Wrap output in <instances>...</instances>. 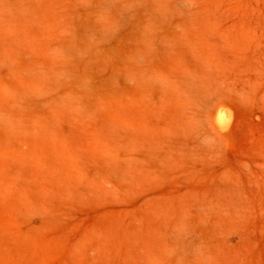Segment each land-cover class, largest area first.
Masks as SVG:
<instances>
[{
    "label": "rangeland",
    "instance_id": "374dc122",
    "mask_svg": "<svg viewBox=\"0 0 264 264\" xmlns=\"http://www.w3.org/2000/svg\"><path fill=\"white\" fill-rule=\"evenodd\" d=\"M0 52V264H264V0H0Z\"/></svg>",
    "mask_w": 264,
    "mask_h": 264
},
{
    "label": "bare ground",
    "instance_id": "6f19581e",
    "mask_svg": "<svg viewBox=\"0 0 264 264\" xmlns=\"http://www.w3.org/2000/svg\"><path fill=\"white\" fill-rule=\"evenodd\" d=\"M136 1H138V0H136ZM135 4H137L136 2H135ZM138 5V4H137ZM139 6V5H138ZM134 12V11H133ZM162 13V12H161ZM120 14V13H119ZM129 18V17H128ZM125 19V18H124ZM127 19V18H126ZM145 29V28H144ZM106 35V34H105ZM92 39V38H91ZM5 41V40H4ZM13 47V46H12ZM76 51V50H75ZM112 51H113V49H112ZM72 52H73V50H72ZM68 53V54H72L73 55V53ZM122 52V51H121ZM1 53V52H0ZM79 54V53H78ZM76 55V54H75ZM75 55H73V56H75ZM107 55V54H106ZM71 56V55H70ZM69 56V57H70ZM96 56V55H95ZM134 56V55H133ZM75 58V57H74ZM3 59V58H2ZM70 59V58H69ZM68 59V60H69ZM96 59V58H95ZM136 59V58H135ZM9 60V59H8ZM67 60V61H68ZM71 60V59H70ZM4 62L6 61V60H3ZM72 62L74 61V59H72L71 60ZM70 61V62H71ZM0 62H2V61H0ZM70 62H67V63H70ZM8 63V62H7ZM3 64V63H2ZM9 64V63H8ZM91 64H93V63H91ZM117 64V63H116ZM115 65V64H114ZM8 66V65H7ZM13 66V65H12ZM68 68V67H67ZM56 71V70H55ZM66 72H67V69L65 70ZM69 71V70H68ZM52 72H54V71H52ZM65 72V73H66ZM56 74H58V72H55ZM64 73V71L61 73V74H65ZM69 74H70V72H68ZM73 73H75V72H72L71 73V76H73ZM82 73V72H81ZM81 73L80 74H78L79 76L81 75ZM51 74V73H50ZM53 74V73H52ZM66 75L67 76H69L67 73H66ZM78 75H77V77H78ZM83 75V74H82ZM85 75V74H84ZM55 76V75H54ZM58 76V75H57ZM56 76V77H57ZM58 77H61V76H58ZM70 77V76H69ZM73 77H76V76H73ZM73 77H71V78H73ZM81 77V76H80ZM89 77V76H88ZM13 78V77H12ZM44 78H46V76L44 77ZM68 78V77H67ZM90 78V77H89ZM43 79V78H42ZM74 79V78H73ZM91 79L93 80L94 78H92L91 77ZM70 80V79H69ZM95 80V79H94ZM42 81V80H41ZM47 81H48V79H47ZM49 82V81H48ZM8 83V82H7ZM54 83H55V81H54ZM60 83H61V81H60ZM9 84V83H8ZM28 84V83H27ZM75 84V83H74ZM82 84H84L83 82H82ZM1 85V84H0ZM6 84H4V86H5ZM31 85V84H30ZM52 85V84H51ZM73 85V84H72ZM4 86H0V132H3L4 130L5 131H7V132H11V131H17V130H21L22 128H23V126L26 124V122H22V114H23V111H22V113L21 112H19V111H21V110H19V109H16L15 107H16V99L14 100V98H13V96L15 97V95H14V93H13V91L12 90H10L9 88H7V87H4ZM42 86V85H41ZM87 86H90L89 84H87L85 87H87ZM15 87V86H14ZM58 87V86H57ZM91 87H92V84H91ZM41 87H39V89H40ZM46 88V87H45ZM48 89V88H47ZM89 89H91V88H89ZM19 90H20V88H19ZM50 90V89H49ZM12 91V92H11ZM34 91H36V90H34ZM41 91V90H40ZM71 91V90H70ZM24 92V91H23ZM22 92V93H23ZM39 92V91H38ZM44 93H46V90L45 91H43ZM42 92V93H43ZM92 92V91H91ZM25 94V93H24ZM10 95L12 96V100H10V99H8L9 97H10ZM20 96V95H19ZM19 96H17V98H19ZM58 96V98L57 99H52V100H50L51 101V104H60L61 103V101H63V100H61L62 99V97L61 98H59V96H61V94L60 95H57ZM68 96V95H67ZM21 97V96H20ZM22 97H23V95H22ZM21 97V98H22ZM55 97V96H54ZM20 98V99H21ZM47 98V97H46ZM65 98V97H64ZM23 99V98H22ZM18 101V100H17ZM22 101V100H21ZM24 101V100H23ZM46 101H48V100H46ZM64 101H65V99H64ZM63 101V102H64ZM62 102V103H63ZM67 102V101H66ZM18 103H19V101H18ZM49 103V102H48ZM48 103H46V109L48 108V106H47V104ZM50 104V103H49ZM79 104V103H78ZM24 106H26V104L24 103L23 104ZM39 105V104H38ZM43 106V104H42V102H41V104H40V106ZM57 105V106H58ZM63 105H64V103H63ZM18 107L20 106V103L17 105ZM28 106V105H27ZM36 106V105H35ZM40 106H38V107H40ZM62 106V105H61ZM69 106V105H68ZM43 107H45V105L43 106ZM55 107V106H54ZM20 108V107H19ZM23 108V107H22ZM35 108V107H34ZM55 108H57V107H55ZM27 109V108H26ZM35 109H39V108H37V106H36V108ZM44 109V108H43ZM19 110V111H18ZM32 110V109H31ZM34 111V110H33ZM42 110L40 109V111L39 112H41ZM26 113H27V115H28V112H27V110L25 111ZM29 112H30V110H29ZM38 112V111H37ZM38 112V113H39ZM48 112H50V111H48ZM52 112V111H51ZM32 113V112H31ZM31 113H29V114H31ZM35 113V112H34ZM37 115V114H36ZM49 115V114H48ZM34 116V115H33ZM42 116V115H41ZM36 118L38 117V115L37 116H35ZM40 117V116H39ZM38 117V118H39ZM44 117V116H43ZM26 119V118H25ZM35 119V118H34ZM40 119V118H39ZM50 119V118H49ZM31 120H32V117H31ZM30 120V121H31ZM36 120V119H35ZM33 121V120H32ZM35 121H33V123H34ZM43 122H45V121H43ZM47 122V121H46ZM30 123V122H29ZM30 124H32V123H30ZM36 124V123H35ZM43 124V123H42ZM26 125H28V124H26ZM41 125V124H40ZM39 125V126H40ZM44 126V125H43ZM51 126V125H50ZM46 127L48 128V126L46 125ZM45 127V129H47ZM29 128V127H28ZM50 130V129H49ZM23 132V131H22ZM46 132V131H45ZM24 133V132H23ZM30 133V132H29ZM21 134V133H20ZM25 134V133H24ZM23 134V135H24ZM45 134V133H44ZM28 135V134H27ZM23 137H26L25 135L23 136ZM12 140V139H11ZM13 141H15V140H13ZM8 149H10V148H8ZM11 150V153L9 154V155H11L12 154V150L13 149H10ZM17 151V150H16ZM8 153V152H7ZM118 153V152H117ZM8 155V156H9ZM19 156V155H18ZM115 160V159H114ZM107 161V160H106ZM107 164V163H106ZM58 169V168H57ZM12 172V171H11ZM10 172V173H11ZM15 172V171H14ZM2 176H3V174H2ZM22 177V176H21ZM2 184V183H1ZM6 186V185H5ZM3 186H1V188H2ZM3 188H5V187H3ZM46 194V193H45ZM5 197V196H4ZM2 198V197H1ZM5 200V199H4ZM24 201V200H23ZM32 205V204H31ZM32 207V206H31ZM32 209V208H31Z\"/></svg>",
    "mask_w": 264,
    "mask_h": 264
}]
</instances>
